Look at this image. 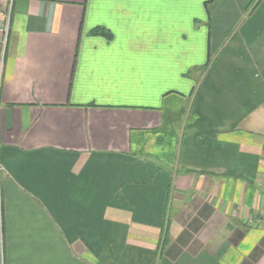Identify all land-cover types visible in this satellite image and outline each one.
Returning a JSON list of instances; mask_svg holds the SVG:
<instances>
[{"label": "crops", "instance_id": "1", "mask_svg": "<svg viewBox=\"0 0 264 264\" xmlns=\"http://www.w3.org/2000/svg\"><path fill=\"white\" fill-rule=\"evenodd\" d=\"M9 11L0 264H264V0Z\"/></svg>", "mask_w": 264, "mask_h": 264}, {"label": "built area", "instance_id": "2", "mask_svg": "<svg viewBox=\"0 0 264 264\" xmlns=\"http://www.w3.org/2000/svg\"><path fill=\"white\" fill-rule=\"evenodd\" d=\"M10 30H11V12L9 11L7 14L0 13V83L7 57ZM0 172H1V165H0Z\"/></svg>", "mask_w": 264, "mask_h": 264}, {"label": "trees", "instance_id": "3", "mask_svg": "<svg viewBox=\"0 0 264 264\" xmlns=\"http://www.w3.org/2000/svg\"><path fill=\"white\" fill-rule=\"evenodd\" d=\"M91 33L93 35H101V36H104V37L109 38V39L112 37V33L108 29H106L102 26H98V27L94 28L91 31ZM168 237H169V223H168V221H166V224L162 228V240L160 243L161 247H163L165 245V243L168 240Z\"/></svg>", "mask_w": 264, "mask_h": 264}, {"label": "rangeland", "instance_id": "4", "mask_svg": "<svg viewBox=\"0 0 264 264\" xmlns=\"http://www.w3.org/2000/svg\"><path fill=\"white\" fill-rule=\"evenodd\" d=\"M8 12H5L4 14H7Z\"/></svg>", "mask_w": 264, "mask_h": 264}]
</instances>
